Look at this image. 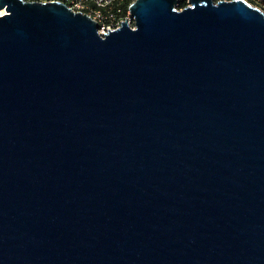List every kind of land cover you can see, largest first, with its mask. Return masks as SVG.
Here are the masks:
<instances>
[{
  "label": "water",
  "instance_id": "1",
  "mask_svg": "<svg viewBox=\"0 0 264 264\" xmlns=\"http://www.w3.org/2000/svg\"><path fill=\"white\" fill-rule=\"evenodd\" d=\"M177 6L0 0V264H264V14Z\"/></svg>",
  "mask_w": 264,
  "mask_h": 264
},
{
  "label": "built area",
  "instance_id": "2",
  "mask_svg": "<svg viewBox=\"0 0 264 264\" xmlns=\"http://www.w3.org/2000/svg\"><path fill=\"white\" fill-rule=\"evenodd\" d=\"M23 1H61L74 11H79L87 15L97 24V33L104 36L110 31L119 29L122 24H126L134 29V18L129 7L134 0H23ZM178 1V0H177ZM219 1V0H214ZM248 5L256 8L264 14V0H243ZM179 3V2H178ZM188 5V0H185Z\"/></svg>",
  "mask_w": 264,
  "mask_h": 264
},
{
  "label": "trees",
  "instance_id": "3",
  "mask_svg": "<svg viewBox=\"0 0 264 264\" xmlns=\"http://www.w3.org/2000/svg\"><path fill=\"white\" fill-rule=\"evenodd\" d=\"M179 4H181V8L185 7V0H178Z\"/></svg>",
  "mask_w": 264,
  "mask_h": 264
},
{
  "label": "rangeland",
  "instance_id": "4",
  "mask_svg": "<svg viewBox=\"0 0 264 264\" xmlns=\"http://www.w3.org/2000/svg\"><path fill=\"white\" fill-rule=\"evenodd\" d=\"M185 6H186V5H185ZM177 9H178V10H181V9H182V8H181V4L178 3Z\"/></svg>",
  "mask_w": 264,
  "mask_h": 264
},
{
  "label": "bare ground",
  "instance_id": "5",
  "mask_svg": "<svg viewBox=\"0 0 264 264\" xmlns=\"http://www.w3.org/2000/svg\"><path fill=\"white\" fill-rule=\"evenodd\" d=\"M2 13H3V11L0 12V14H2Z\"/></svg>",
  "mask_w": 264,
  "mask_h": 264
}]
</instances>
